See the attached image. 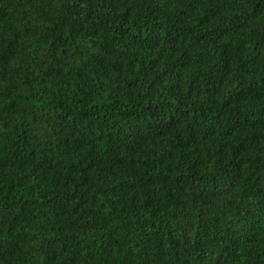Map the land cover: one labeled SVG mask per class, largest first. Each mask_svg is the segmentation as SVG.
Returning a JSON list of instances; mask_svg holds the SVG:
<instances>
[{"label":"trees","instance_id":"16d2710c","mask_svg":"<svg viewBox=\"0 0 264 264\" xmlns=\"http://www.w3.org/2000/svg\"><path fill=\"white\" fill-rule=\"evenodd\" d=\"M0 264H264V0H0Z\"/></svg>","mask_w":264,"mask_h":264}]
</instances>
